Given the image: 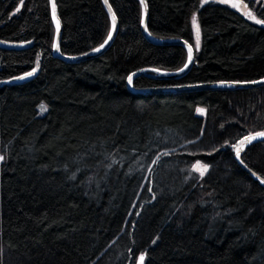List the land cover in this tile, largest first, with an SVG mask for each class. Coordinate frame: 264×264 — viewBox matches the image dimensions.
<instances>
[{"label": "trees", "instance_id": "obj_1", "mask_svg": "<svg viewBox=\"0 0 264 264\" xmlns=\"http://www.w3.org/2000/svg\"><path fill=\"white\" fill-rule=\"evenodd\" d=\"M235 1L244 15L222 0H146L149 35L188 42L195 62L133 88L263 79L264 26L246 12L264 21V0ZM109 2L112 45L69 63L53 54L50 0H0V40L28 45L0 50V264H264V188L251 176L264 178V142L237 155L264 131V86L134 93L132 73L179 71L188 51L146 37L139 0ZM55 3L62 55L104 44L103 0Z\"/></svg>", "mask_w": 264, "mask_h": 264}, {"label": "water", "instance_id": "obj_2", "mask_svg": "<svg viewBox=\"0 0 264 264\" xmlns=\"http://www.w3.org/2000/svg\"><path fill=\"white\" fill-rule=\"evenodd\" d=\"M141 2V0H139ZM51 3V11L52 10V3L53 0H50ZM103 4L112 20V16H113V9L111 7V4L109 2V0H107V3H105V0H103ZM142 7H143V23H142V32L146 35V37L152 41L153 43L156 44H160V45H181L184 46L187 51H188V45H190L188 42L184 41V40H180V39H165V40H160V39H155L153 38L151 35H149L148 31H147V22H148V5L146 0H143V2H141ZM56 5V3H55ZM109 7L111 8V10H109ZM245 9L246 6L244 4L241 5V14L244 15L245 13ZM55 13H56V18L59 20V16H58V12H57V7L55 8ZM115 14V13H114ZM116 17V15H115ZM52 18H53V14H52ZM53 22L56 28V34H55V43H54V48H53V54L56 58L63 60L65 62H69V63H78L81 61H85L88 59H92L95 58L97 56H100L101 54H103L113 43V41L115 40L118 30H119V23L116 17V28L115 31H113L111 29L112 32V39L108 41L107 44L104 45L103 48L99 47V51H91L89 53H86L84 55L81 56H76V57H70V56H64L60 53V44H61V37H62V25L61 22L59 23V31L57 32V24H56V19L53 18ZM57 45H58V49H57ZM28 47L27 44H18V43H12V42H7V41H2L0 40V50H5V51H18V50H24ZM195 62V54H194V50L192 47V62L191 63H187V67L183 68V71H176V72H170V73H163V74H155V73H149L146 71H137L132 73L130 76H132V82L129 83L128 79H127V85L128 88L133 91L136 94H159V93H176V92H188V91H199V90H206V89H212V90H216V89H239V88H257V87H261L264 86V78L257 80V81H252V82H224V83H207V84H198V85H189V86H179V87H164V88H151V89H139L136 90L133 88V80L138 77V76H147L149 78H153V79H178L181 78L183 76H185L193 67ZM34 76V74L31 75H24L18 78H15L11 81V83L13 84H23L25 82H27L30 78H32ZM264 132V131H262ZM258 133V132H257ZM248 136H256V133L250 134ZM244 140V139H243ZM264 142V136H256L255 139L253 140H245L243 145H240V151L239 154L244 151L247 147L257 144V143H261ZM251 176L253 177V179L258 182L263 188H264V178L260 177L259 175L251 172Z\"/></svg>", "mask_w": 264, "mask_h": 264}, {"label": "snow or ice", "instance_id": "obj_3", "mask_svg": "<svg viewBox=\"0 0 264 264\" xmlns=\"http://www.w3.org/2000/svg\"><path fill=\"white\" fill-rule=\"evenodd\" d=\"M21 2H22V0H21ZM141 2H143V0H141ZM222 2L227 3L228 0H222ZM252 2L255 4L256 0H252ZM105 3H107V0H105ZM233 7H235V5H233ZM55 8H56L55 0H53V3H52V10H53V12H52V14H53V18L56 19L57 32H58L59 31V23L60 22L56 18ZM109 10H111L110 7H109ZM17 11H19V9H17ZM250 18L255 19V17H250ZM115 21H116V17H115V14L113 13V16H112V30L113 31H115V28H116ZM256 22L257 23L264 24V21H262V20H257ZM192 24H193V26L196 29V41H195V43H196L197 48H199V25L197 24V20H196V17L195 16H193V18H192ZM111 39H112V32H109V34L107 36V39L104 41V44H101L100 45V48H103L104 45L107 44L108 41L111 40ZM57 49H58V45H57ZM99 50H100L99 48L95 49V51H99ZM188 62L189 63L192 62V46L191 45H188ZM187 66L188 65L185 64V68ZM183 70L184 69H180V71H183ZM28 75H31V73H29ZM128 81H129V83L132 82V76H129L128 77ZM40 110H41V112L47 111V107L45 105H41V109ZM198 111L203 112L204 109H198ZM256 136H264V132H258V133H256ZM256 136H246L244 138V140H241L240 141V145H243L245 140L250 141V140L255 139ZM239 151H240V147L237 146V155H239ZM164 155H168V153H164ZM2 159H3V157H0V160H2ZM157 160H159V157H157ZM154 163H155V161H154ZM192 170L198 172L199 175L201 177H203V175L208 171V167L206 165H201L199 162H196V164L193 165ZM144 259H145L144 255H140L138 257V264H143Z\"/></svg>", "mask_w": 264, "mask_h": 264}, {"label": "rangeland", "instance_id": "obj_4", "mask_svg": "<svg viewBox=\"0 0 264 264\" xmlns=\"http://www.w3.org/2000/svg\"><path fill=\"white\" fill-rule=\"evenodd\" d=\"M209 1H212V0H202V5L208 3ZM213 1H214V0H213ZM227 3L230 4V5H232V6L235 5V8L241 11V5H242V3L237 2V1H235V0H228ZM246 10H247V7H246L245 11H246ZM246 14H247L249 17H254L253 14H251L250 12H246ZM253 20H255V22L257 21V19H253ZM256 23H257V22H256ZM258 24L261 25V26H264V24H262V23H258ZM150 71H151V72H149V73H155V74H163V73H165V72L158 71V70H150Z\"/></svg>", "mask_w": 264, "mask_h": 264}]
</instances>
